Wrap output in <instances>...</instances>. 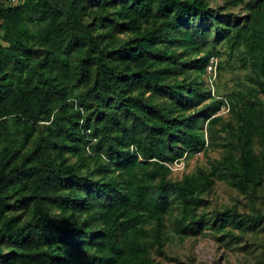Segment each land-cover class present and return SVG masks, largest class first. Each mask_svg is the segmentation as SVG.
Segmentation results:
<instances>
[{"label": "trees", "instance_id": "16d2710c", "mask_svg": "<svg viewBox=\"0 0 264 264\" xmlns=\"http://www.w3.org/2000/svg\"><path fill=\"white\" fill-rule=\"evenodd\" d=\"M238 1L246 13L226 22L208 0H0V264H153L168 224L178 240L203 232L197 196L215 180L242 193L264 183V151L254 148L264 149V0ZM98 29L127 36L113 48ZM220 43L227 61L236 57L251 74L247 89L227 96L235 122L216 128L233 135L237 153L172 179L166 163L206 147L202 118L210 140L220 123L211 115L222 100L201 79ZM177 70L191 80L163 84ZM159 90L171 100L166 109L143 98ZM39 121L52 123L45 146L57 158L19 155ZM66 152L96 178L63 165ZM32 172L50 181L54 204L40 202L44 188L35 185L33 209L20 200L22 220L9 185ZM247 216L260 223L264 215ZM210 225L221 232L247 220L231 208Z\"/></svg>", "mask_w": 264, "mask_h": 264}, {"label": "rangeland", "instance_id": "374dc122", "mask_svg": "<svg viewBox=\"0 0 264 264\" xmlns=\"http://www.w3.org/2000/svg\"><path fill=\"white\" fill-rule=\"evenodd\" d=\"M49 1L52 3L60 2V0ZM208 1L210 6L216 9L220 18L226 22L234 21L239 15L246 13L243 9V3L238 0ZM90 14L91 16H98L100 15V11L94 5L90 8ZM95 34H100V40L110 47L113 46V48L127 36V34L115 33L110 38L107 33H104L103 29H100ZM218 48L221 54L219 56H209L201 79L204 82V88L210 91V95L221 98L222 100L219 109L211 115L220 116V123L214 127L213 138L210 140V129L207 127V119L202 118L199 126L205 133L206 147L200 151L186 152L187 154L185 153L183 157L166 163L169 168V176L172 179H180L185 174L193 173L198 167L208 168L209 163L218 164L222 155L227 150H230L234 154L237 153L233 135L227 130L218 131L216 128L221 127L222 124L228 121L235 122L227 96L238 89H247L251 84L248 78L251 74L249 69H243L237 64L236 57L229 58L230 61H227V47L225 44L220 43ZM71 55H73V52ZM189 55L191 58H197L202 53H191ZM211 58H213L212 63L215 60L216 64L209 70L208 65L210 64ZM221 62L225 64H222V68L219 69ZM162 66L160 65V68ZM214 67L215 70L212 71ZM188 73L190 74L189 76H194L192 69H189ZM189 76L177 70L176 72L169 73L164 78L163 84H172L175 81H180L185 78L186 81H190ZM88 86L89 84H84L77 89L75 88L72 90L71 95H77L79 92L88 88ZM159 91H148L144 94L143 98L166 109L170 106L171 100L166 93L162 92V90ZM260 91L261 89L258 90V93L261 99H264V93ZM210 102L211 98L206 97L199 103L196 109H201ZM50 130H52V123L50 121H39L35 125L34 135L30 143L20 149L19 155L24 152L33 151L34 158H57L56 148L51 147L48 143L45 146L46 142L50 139ZM12 144L14 145L16 143ZM254 148L258 154L264 151L258 144H255ZM62 159L63 165H73L76 167V173L78 175L85 176L86 178H96L97 175H92L88 169L80 167L77 158L70 153L66 152L61 158H58L61 161ZM90 166H94L92 162ZM22 178V180L9 185V203L14 208L12 212L19 213L23 220L28 217V213L21 207L23 204L20 200L25 199L30 203L29 209H33L36 200H38L32 192V188L35 185L36 187L44 188V190L40 191L42 195V199H39L40 202L54 204L55 197L49 187L50 181L43 180V176L39 175L38 172H32ZM20 182H26L27 185L24 189L20 187ZM36 183H40L41 186ZM29 198L31 199L28 200ZM197 201L199 203L198 214L199 216H204L203 232L198 234V236L178 240L173 233L172 225L168 224L165 232L163 254H154L153 264H264V216L260 223L251 221V218L247 216L255 214L256 212L264 215V183L256 189H250L246 193H242L229 186L225 181L215 180L210 190L197 196ZM231 208H236L241 214V217L247 220V225L240 227L231 225L221 232L215 231L214 227L210 225L213 222L214 213ZM50 214L52 216L54 214V219L60 221L57 210L54 212L50 211Z\"/></svg>", "mask_w": 264, "mask_h": 264}, {"label": "built area", "instance_id": "2783aa9c", "mask_svg": "<svg viewBox=\"0 0 264 264\" xmlns=\"http://www.w3.org/2000/svg\"><path fill=\"white\" fill-rule=\"evenodd\" d=\"M12 3H14L16 0H10ZM212 61H213V58H211V60H210V64L208 65V69L209 70H211L212 69V67L213 66H215V64H216V62H215V60H214V62L212 63ZM215 70V67H214V69L212 70V71H214ZM167 165V164H166ZM168 166V165H167Z\"/></svg>", "mask_w": 264, "mask_h": 264}]
</instances>
